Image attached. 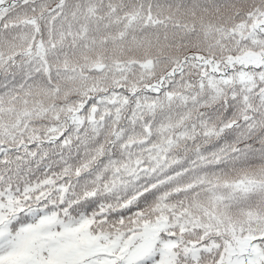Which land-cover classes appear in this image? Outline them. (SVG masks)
<instances>
[{"label": "snow or ice", "instance_id": "obj_1", "mask_svg": "<svg viewBox=\"0 0 264 264\" xmlns=\"http://www.w3.org/2000/svg\"><path fill=\"white\" fill-rule=\"evenodd\" d=\"M0 264H264V0H0Z\"/></svg>", "mask_w": 264, "mask_h": 264}]
</instances>
